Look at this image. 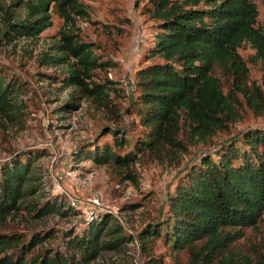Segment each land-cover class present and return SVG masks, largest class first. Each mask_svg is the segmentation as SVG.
I'll list each match as a JSON object with an SVG mask.
<instances>
[{"label":"trees","instance_id":"trees-1","mask_svg":"<svg viewBox=\"0 0 264 264\" xmlns=\"http://www.w3.org/2000/svg\"><path fill=\"white\" fill-rule=\"evenodd\" d=\"M6 1L27 9L29 15L26 22L9 26L15 39H39L52 27L54 14L65 23L72 21L73 14L88 15L86 0H0V12ZM137 1L144 3L143 10L155 29L154 45L145 55L147 65L137 71L135 80L134 114L144 131L132 146L111 130L114 146H95L83 157L75 156L78 161L128 170L124 179L136 185L138 177L129 169L140 156L177 161L188 147L183 135L195 142L211 140L242 118L244 100L254 114L264 115V77L263 87L251 83L249 67L239 52L250 45L256 51L252 61L264 65V32L256 27L259 9L254 0ZM94 47L64 33L58 52L65 56L44 57L49 66L75 59L65 87L79 88L84 99L119 116L111 98L117 91L112 82L87 81L94 71L112 66L99 61ZM20 94L19 82L0 74V116L17 117L22 110ZM75 101L72 95L67 111L76 108ZM125 146L130 151L118 154L117 149ZM32 172L30 160H18L0 170V264H91L101 253L121 251L135 240L117 218L97 215L81 222V234L67 236L66 246L75 253L35 255L47 236H35L28 242L20 234L6 232L26 199L36 194ZM169 201L163 226L149 225L138 236L141 251L150 256L151 264H157L151 258L155 237L177 252H188L189 264H251L249 257L241 255L239 243L246 230L264 224V130H248L238 141L205 155ZM27 209L38 218L58 211L56 204L44 205L39 211L31 204ZM62 215L81 214L69 208ZM259 264H264V257Z\"/></svg>","mask_w":264,"mask_h":264},{"label":"rangeland","instance_id":"rangeland-1","mask_svg":"<svg viewBox=\"0 0 264 264\" xmlns=\"http://www.w3.org/2000/svg\"><path fill=\"white\" fill-rule=\"evenodd\" d=\"M254 1L259 9L256 27L264 32V0ZM85 3L87 16L73 14L72 21L65 23L54 14L52 27L37 40L15 39L10 33V25L27 21V9L6 1L0 12V74L12 82H19V105L22 107L14 119L0 116V170L18 160H30L32 185L37 189L34 196L26 199L19 215L10 221L6 232L20 234L28 242L35 236H47L44 244L34 251L35 255L51 252L70 256L75 252L66 246L67 236L81 234L84 227L81 222L110 214L135 240L121 251L101 253L91 264H151L150 256L141 251L139 234L149 225L163 226L168 218L171 196L195 164L217 148L238 141L248 130H264V115L254 114L244 100L242 118L211 140L195 142L183 135L188 147L177 161L140 156L129 169L138 177L137 185L124 179L128 170L96 165L88 160L78 161L76 155L83 157L95 146H114L111 130L122 134L132 146L144 131L134 114L135 80L137 71L147 65L145 55L154 45L155 30L154 22L143 10L142 1L86 0ZM64 33L94 45L99 61L112 64L94 71L92 80L87 81L112 82L117 91L111 98L119 116L98 106L92 99H84L79 88L65 87L64 80L75 59L70 58L64 65L49 66L45 54L51 58L65 56L58 52ZM239 52L249 67L250 82L263 87L264 65L261 61H252L256 51L246 45ZM72 95L76 97V108L67 111L66 105ZM129 151V146L117 149L122 156ZM34 157L36 159L32 160ZM72 200L78 201L74 209L80 217L62 215L72 208ZM93 201L102 207H94ZM31 204L38 211L44 205L56 204L58 211L38 218L27 209ZM152 246L154 263H190L188 252L173 250L159 237L154 238ZM239 249L241 255L249 257L251 264H259L264 257V224L246 230Z\"/></svg>","mask_w":264,"mask_h":264},{"label":"built area","instance_id":"built-area-1","mask_svg":"<svg viewBox=\"0 0 264 264\" xmlns=\"http://www.w3.org/2000/svg\"><path fill=\"white\" fill-rule=\"evenodd\" d=\"M77 203H78V201H76V200H72V202H71V207H72V208L77 207ZM93 204H94V207H96V206H97V207H100V208L102 207L101 204H99L98 202H94V201H93Z\"/></svg>","mask_w":264,"mask_h":264}]
</instances>
